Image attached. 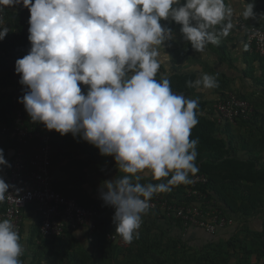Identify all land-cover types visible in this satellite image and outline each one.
<instances>
[{"label":"clouds","instance_id":"1","mask_svg":"<svg viewBox=\"0 0 264 264\" xmlns=\"http://www.w3.org/2000/svg\"><path fill=\"white\" fill-rule=\"evenodd\" d=\"M21 5L30 13L31 47L15 61L25 86L18 102L33 123L79 136L113 158L122 175L103 182L100 198L114 209L115 232L131 243L153 197L190 184L199 171L198 140L190 138L199 103L174 93L167 76L156 79L160 48L175 39L161 21L180 25L183 39L205 53L233 28L236 0H0V13ZM254 7L249 0L239 13L255 18ZM8 32L0 15V40ZM187 85L218 86L207 73ZM7 164L0 149V165ZM145 176L159 183H143ZM9 187L0 178V203ZM25 252L16 225L0 219V264H25Z\"/></svg>","mask_w":264,"mask_h":264},{"label":"crops","instance_id":"2","mask_svg":"<svg viewBox=\"0 0 264 264\" xmlns=\"http://www.w3.org/2000/svg\"><path fill=\"white\" fill-rule=\"evenodd\" d=\"M247 0H236V10L235 13L239 14V8L247 6ZM255 7V18H250L246 20L248 23L253 25H258L264 29V0H254ZM231 6V5H230ZM7 13L5 14V24L9 28L8 34L13 35L15 44L23 46L26 48L25 53L22 54L20 58L27 55L31 44L28 40V28H29V17L30 13L27 8L21 6H16L13 8H7ZM242 17V15H240ZM243 18V17H242ZM162 25H166L172 28L173 32H176V29L173 28L172 22L161 21ZM179 29H177V32ZM186 41L183 39L182 34H175V39L173 41H167L165 44V49L160 48L161 59L163 61L162 67L158 73L159 76L170 77L173 74H194V79L200 78L202 75L199 73L196 66H194V54L193 49L184 44ZM241 44L247 49V45L244 40V34L242 37ZM170 45V46H168ZM18 47H16V53H19ZM187 49V50H185ZM185 50V51H184ZM210 52L212 56L215 52H211L208 48L205 49L206 52ZM169 54L171 58H168ZM15 56V55H14ZM252 56V54H250ZM248 56L245 61V65L250 71V68L255 76L256 85L250 86L252 89H255V98L253 116L247 122H236L234 124L230 123L231 134H232V143H233V152L239 158L247 159L248 157H257L258 164L264 165V64L260 63L257 58H251ZM215 59V56H212ZM14 69V80L19 83L20 74L15 72ZM248 76V78H251ZM260 82H259V81ZM18 86V85H17ZM16 86V87H17ZM87 86H83L84 90H87ZM255 87V88H253ZM8 90L11 98L17 97L15 87L3 88V90ZM215 88L211 90H202L195 87H187L185 91L174 92L176 94L184 95L186 98L195 99L206 103L203 113L212 112L213 106L211 102L215 100ZM17 101V100H16ZM18 102V101H17ZM21 109L25 114L27 120L30 119L28 113L26 112L23 104L21 103ZM213 118H215L213 116ZM31 120V119H30ZM217 127L223 123L216 120ZM42 124V123H38ZM4 123L0 122V129ZM43 125V124H42ZM220 128V127H219ZM239 135H236V134ZM7 139L0 132V149H3L4 155H7L5 159L8 164L0 165V177H5L10 168V157L13 153L12 140L9 138L6 142L11 143V146L6 143L5 145L2 142ZM53 151L57 160L54 161L52 170L54 176V185L57 188L62 189L66 193L80 192V195L83 199L89 200L93 203L98 202L101 208L109 210L108 219L104 220L107 222V225L112 229L111 231L115 232V224L113 223V214L114 209L110 206H105L102 199L100 198V189L102 184L99 181V176L93 168V165H83L81 161L86 158L79 151V145L87 143L83 141L79 136L73 137L71 133L61 136L59 133L54 131L53 133ZM107 160H111L110 156ZM118 172L116 165L112 166L109 170L107 180H113V177ZM84 176L86 179L81 180V177ZM233 194V191H230ZM237 199H240V195L236 193ZM213 198V197H212ZM214 199V198H213ZM216 201V199H214ZM219 207L221 204L219 201L216 202ZM110 208V209H109ZM234 219V223L228 225L224 228H220L214 234H209L205 230L199 227H188L184 228L179 226L176 220L172 218L165 217L157 209H152L148 211L147 214L143 216V223L139 231L145 229L146 238H153L154 240H160L164 243L162 246L166 248L151 249L158 255L165 254L167 251V244L171 245L172 241L181 239L175 249L177 252V258L179 259V264L185 263L184 255L191 254H200L201 252L208 253L210 260L214 262L204 263V264H262L264 261V204L259 209H257L250 217L243 219L240 217L230 216ZM35 213L32 208H29L25 212L23 228L21 233V238L23 241H27L28 231L34 225ZM105 218V217H104ZM70 236L78 240L80 246L75 247L76 249H83L86 251H93L90 242L87 240V231L85 228H79L74 231L67 232ZM66 244L68 245L67 236ZM116 243H107L104 249L105 258L110 259V264H123L127 255V258L131 263L142 264L140 258L141 255L151 254L150 250L140 248L136 243V240H133L123 249H117L118 246H113ZM140 244V242H139ZM118 245V244H117ZM185 246V247H183ZM132 248V249H131ZM130 251H129V250ZM148 252V253H147ZM147 254V255H146ZM177 262V264H178Z\"/></svg>","mask_w":264,"mask_h":264},{"label":"trees","instance_id":"3","mask_svg":"<svg viewBox=\"0 0 264 264\" xmlns=\"http://www.w3.org/2000/svg\"><path fill=\"white\" fill-rule=\"evenodd\" d=\"M3 12L6 14L7 10L5 9ZM211 45L216 46V44ZM16 47L20 48L19 53H16ZM0 49L5 51L7 54L6 56L8 57V59L0 57V122L11 126L15 112L18 109H21V103L17 101L22 98L25 90V86L18 84L14 80L15 74L12 68L15 61L25 53L26 48L16 45L13 35L7 34L3 40H0ZM247 52L251 53L253 57L260 61V63L264 64V58L249 51L248 47ZM194 76V74H173L168 77L172 91H185L188 87L187 82L193 81ZM160 78L161 76L157 75L156 79L159 80ZM13 86L15 87L17 95L15 101L12 100L7 89L3 90V88ZM82 90L84 89L82 88ZM84 91L86 92V90ZM198 103L199 107L197 112L199 123L191 130L190 137L191 139L198 140L196 148L198 154L195 161L196 166L199 169L197 173H202L207 176V186L210 188L209 198L213 197L216 199V202L219 201L221 204L220 208L224 215L227 214L247 219L264 204V165L258 164L257 157L242 159L234 155L230 123L222 121L223 123L217 127L218 124L216 123V120L218 119V114L216 113L215 108L213 107L211 109L213 111L210 113H203L202 111H204L206 103L201 101H198ZM213 116L215 118H213ZM252 116L253 111L248 118H240L236 122H247ZM29 121L32 122L30 119ZM24 147L27 149V145ZM79 151L82 155L86 156L81 163L85 166L88 164L93 165L94 170L99 176V181L101 183L106 181L109 170L115 165L114 160L111 157L110 161L107 160L109 157L100 155L99 150L89 143L80 144ZM53 154L54 152H52L51 155L52 166L54 161L57 160V157L54 155H57L58 152L57 154ZM120 175H122V173L117 172L113 177V180ZM85 179L86 177H81L82 181ZM142 182L159 183L153 181L151 176H145ZM186 186L187 185L181 184L173 187L170 192L160 194L168 199H180L179 195L184 191ZM230 191H233V194ZM236 193L240 195V199H237L235 196ZM69 195L75 197L81 205L89 206L93 204L102 214L109 213V210L100 208L99 205L83 199L78 191L69 193ZM174 220H176L179 226H181L180 220ZM103 221H101L99 230L94 233L93 240L90 242L93 251L76 249L75 247H65V249L62 250L61 247L66 246L65 238L68 230H66L61 236L45 239L40 235L39 225L35 223L28 231L29 234L27 237L29 246L35 245L34 248L30 249V261H26V257H21V259L25 264H49V261L51 262L52 260L54 261V264H110V259L108 260L104 256V249L109 242L106 238V233L111 230L107 227H103ZM36 222H39L38 218L36 219ZM146 235V231L143 229L139 231V238L134 239L140 248L144 249L145 247L150 250L151 253L149 255L146 254L147 257L144 254L141 255L142 259L140 258V260L142 264H177L179 259L177 258V252L175 249L177 245L182 242L181 239H174L171 245L167 244L168 248L165 254L158 255L151 249H158L160 247L162 249L166 248L162 246L164 243L160 240H154L153 238H146L148 237ZM208 256L209 254L205 252H201L198 255L189 253L188 255H184L185 263L183 264H204L214 262L213 260H210ZM124 257L126 258L123 261V264H135L130 262L127 255Z\"/></svg>","mask_w":264,"mask_h":264},{"label":"built area","instance_id":"4","mask_svg":"<svg viewBox=\"0 0 264 264\" xmlns=\"http://www.w3.org/2000/svg\"><path fill=\"white\" fill-rule=\"evenodd\" d=\"M0 15L5 20L4 12ZM232 23L243 31L248 49L264 58V29L238 15L233 16ZM6 55L0 49V57L8 59ZM233 93L217 99L214 108L218 121L234 124L238 119L251 115V103ZM12 100L15 101V97ZM0 132L13 141L9 172L0 177L10 186L5 201L0 203V219H10L21 235L25 212L32 208L36 216L34 224L39 225L43 238L51 239L63 235L66 230L85 228L87 240L91 242L104 214L93 204H79L75 197L54 185L51 165L54 130L49 131L42 124L30 122L22 109H18L11 126L4 124ZM191 180L179 195L180 199H168L157 194L151 200V208L159 210L165 217L180 220L184 230L193 226L214 234L218 229L233 224L234 219L224 215L216 201L209 198L207 176L197 173L191 176ZM106 238L121 246L129 245L114 231H108Z\"/></svg>","mask_w":264,"mask_h":264},{"label":"rangeland","instance_id":"5","mask_svg":"<svg viewBox=\"0 0 264 264\" xmlns=\"http://www.w3.org/2000/svg\"><path fill=\"white\" fill-rule=\"evenodd\" d=\"M228 0H226V3ZM249 2V0H247ZM234 15L239 14L234 12ZM170 23V21H168ZM174 25L173 28L176 29V33L180 34V25L176 24L175 22H172ZM221 26H216V30L218 31ZM177 29L179 31L177 32ZM243 31L233 26V28L230 30L229 34L227 36H220L219 37V43L216 44V46L213 45H207L205 49L211 50V52H215L212 56H215V59L210 55V52L200 53L195 52L194 54V66L197 67L199 73L202 75L204 73L210 74L215 77L218 86L215 88V100L214 102H211V105L214 107L217 99L227 93H235L239 97H242L246 100H248L251 103L252 109L254 108V102L255 98H257V94H255V89H252L250 86L256 85L255 82V76L253 74V77H251L250 73H253L251 68L250 71L247 68L248 66L245 65V61L247 60L248 56H250L251 53L247 52V49L244 47L243 44H241L242 37H243ZM185 46L190 45L188 42L184 44ZM191 49L192 47L189 46ZM187 50V49H185ZM184 50V51H185ZM250 51V50H249ZM251 58H254L253 56H250ZM250 76L251 78H248ZM261 81V80H260ZM83 87V85H82ZM87 88V87H86ZM255 88V87H253ZM233 93V94H234ZM236 135H239L238 133ZM5 139L2 144L6 146L7 144L10 145L9 142H6ZM4 154V153H3ZM4 158L7 159V155H4ZM101 200L95 202L99 204ZM101 203V202H100ZM101 208V207H100ZM110 209V208H109ZM104 220L108 219V215L104 214ZM103 227H107L108 229H112L110 226L107 225L106 221H103L102 223ZM67 241L68 245L66 246H60L62 250L65 249V247H78L80 246L78 244V240L73 238L67 233ZM24 247L26 249L25 254L22 257H26V261H30V249L34 248V246H29L28 241H23ZM113 246H118L117 249H114L115 251L119 249H123L124 247H121L117 244H114ZM49 264H54V261H49Z\"/></svg>","mask_w":264,"mask_h":264}]
</instances>
